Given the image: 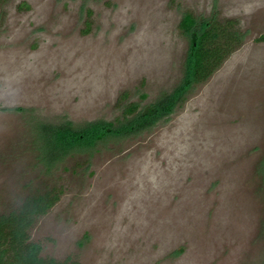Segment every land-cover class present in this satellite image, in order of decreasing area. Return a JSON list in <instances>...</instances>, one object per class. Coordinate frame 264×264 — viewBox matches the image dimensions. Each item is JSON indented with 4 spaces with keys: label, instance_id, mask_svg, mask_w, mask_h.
Instances as JSON below:
<instances>
[{
    "label": "rangeland",
    "instance_id": "374dc122",
    "mask_svg": "<svg viewBox=\"0 0 264 264\" xmlns=\"http://www.w3.org/2000/svg\"><path fill=\"white\" fill-rule=\"evenodd\" d=\"M188 12L237 21L241 45L149 129L49 161L45 128L182 86ZM50 192L29 232L44 258L264 264V0H0V218Z\"/></svg>",
    "mask_w": 264,
    "mask_h": 264
},
{
    "label": "trees",
    "instance_id": "16d2710c",
    "mask_svg": "<svg viewBox=\"0 0 264 264\" xmlns=\"http://www.w3.org/2000/svg\"><path fill=\"white\" fill-rule=\"evenodd\" d=\"M180 29L193 38L185 78L180 88L165 94L144 111L137 112V108L131 106L128 111L131 117L123 122H97L82 129H74L70 125L45 128L44 141L50 147L48 160L62 159L70 152L85 151L98 142L124 139L149 129L160 119L172 114L188 90L206 81L243 41L237 21L230 19L224 22L209 20L201 25L188 12L180 22ZM57 151L58 156L54 155ZM57 200L58 196L54 192L29 197L16 211L0 218V264H79L70 258L64 262L44 258L38 246L29 242V232Z\"/></svg>",
    "mask_w": 264,
    "mask_h": 264
}]
</instances>
